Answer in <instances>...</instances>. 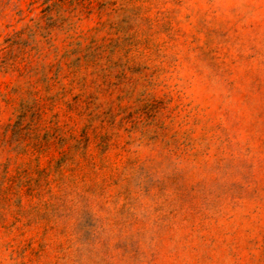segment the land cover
<instances>
[{
	"label": "rangeland",
	"instance_id": "1",
	"mask_svg": "<svg viewBox=\"0 0 264 264\" xmlns=\"http://www.w3.org/2000/svg\"><path fill=\"white\" fill-rule=\"evenodd\" d=\"M0 264H264V0H0Z\"/></svg>",
	"mask_w": 264,
	"mask_h": 264
}]
</instances>
